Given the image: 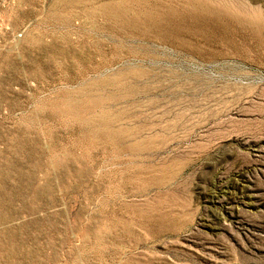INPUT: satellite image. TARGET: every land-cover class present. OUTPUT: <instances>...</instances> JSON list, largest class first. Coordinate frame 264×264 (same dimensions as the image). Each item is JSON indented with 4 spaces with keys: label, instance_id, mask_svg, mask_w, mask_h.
I'll list each match as a JSON object with an SVG mask.
<instances>
[{
    "label": "rangeland",
    "instance_id": "obj_1",
    "mask_svg": "<svg viewBox=\"0 0 264 264\" xmlns=\"http://www.w3.org/2000/svg\"><path fill=\"white\" fill-rule=\"evenodd\" d=\"M103 1L0 0V264H264V0H228L240 22L204 55L152 43L168 84L133 114L153 176L62 111L151 43L92 13Z\"/></svg>",
    "mask_w": 264,
    "mask_h": 264
},
{
    "label": "bare ground",
    "instance_id": "obj_2",
    "mask_svg": "<svg viewBox=\"0 0 264 264\" xmlns=\"http://www.w3.org/2000/svg\"><path fill=\"white\" fill-rule=\"evenodd\" d=\"M134 3L140 6L143 5L144 1L104 0L100 5L93 6L91 11L94 14L101 13L106 19L118 24L121 28L135 31L130 34V37L131 40L138 39L139 44L145 40V35L150 32V35H152L150 45L129 46L125 55L128 58L136 59V63L122 64V67L113 72L111 76H103L101 69L96 67L98 78L90 81L87 87H79L75 92L73 91L74 93H64V101L61 105L63 106V113L66 112V115L68 114L76 120L77 127L74 131L80 135L79 140L87 138L90 141L102 138L104 141L105 139L106 144L111 143L118 147L115 152L121 151L130 156L129 161L125 163L136 164L139 173L141 172L140 174L149 173L153 176L154 164H144L142 160L144 157L146 159L148 155L145 153L152 150L151 145L154 141V135L152 134L154 133L149 134L148 132L147 136H143V132H146L147 129L143 130V126L141 128V124L138 125L135 122L137 116L133 114L134 109L138 108L144 98L146 101L149 100V103H154V85L159 84L156 81L164 82L161 79L164 77L162 76L160 80L157 73H155L157 69L154 71L155 55L154 49L151 48L152 43L154 41L167 42L172 49L176 48L186 54L204 55L206 54L205 46L209 43L222 41L225 38V33L227 31L231 32V23L240 22V18H238L237 13L235 14V5L228 2V0H156V2H152L153 4L146 5L148 9L143 7L145 8L143 10H135ZM114 36L116 35L114 34ZM124 37L126 36L120 35L117 38L123 39ZM202 43L205 44L204 49ZM236 50L237 46L232 43V52ZM166 83L168 84V82ZM155 88L157 89V87ZM81 93L85 95L86 105L82 99L80 100L79 95ZM109 101H112L110 105L114 107L103 106L108 104ZM121 104L125 106L118 107ZM116 105L118 106L115 107ZM149 105L152 106V104ZM148 130L152 131L150 125ZM127 137L132 138L129 143H126ZM142 153L146 155L142 156L143 158L140 157ZM58 163L60 164V160ZM60 166L62 165L60 164ZM131 168L134 167L131 165ZM64 172L67 171L63 170ZM86 173L90 174L91 172H83L79 177L85 178ZM42 188L41 186V188L36 189L45 190ZM45 191L42 192L45 193ZM38 192L40 191L38 190ZM33 196L35 197V195Z\"/></svg>",
    "mask_w": 264,
    "mask_h": 264
}]
</instances>
